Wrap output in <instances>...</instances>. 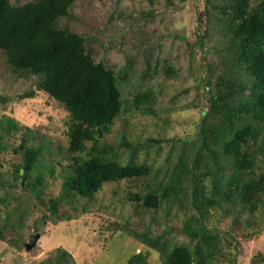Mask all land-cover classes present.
<instances>
[{
	"label": "rangeland",
	"instance_id": "obj_1",
	"mask_svg": "<svg viewBox=\"0 0 264 264\" xmlns=\"http://www.w3.org/2000/svg\"><path fill=\"white\" fill-rule=\"evenodd\" d=\"M258 2L249 0L248 8ZM224 3L226 0L73 2L71 17L62 23L87 39V51L114 71L121 91V111L104 140L118 144L125 138L131 146L120 149L123 161L132 157L128 147L137 145L134 158L150 166L148 176L105 183L92 199L62 188L71 163L63 157L68 146L67 110L37 89L33 75L10 68L0 52V117L9 115L23 125L35 126L34 140H43L40 146L47 147L52 159L44 155L42 163L54 168L50 174L42 165V173L33 169L38 176L31 175V182L36 185L37 177H43L39 199L35 198L36 186L31 187L36 190L20 187L27 185L20 180L17 185H9L7 180L0 183V199L13 202L8 208L14 207L3 213L0 204L4 236L0 264H163L165 255L178 246L189 248L191 264H264L257 258L258 253L264 255V180L254 187L249 183L259 176L264 179V122L257 123L255 136L248 141L254 161L249 170L244 167L245 172L222 147H210L211 142L200 135L207 103L206 69L218 59L216 45L223 38L216 22L224 18L219 12ZM205 20L209 21L207 31ZM29 91L31 96L19 97ZM141 92L148 93L152 101L138 108L134 95ZM21 131L2 138L9 148L0 150L1 173H15L13 164L20 159L10 146L19 143ZM211 150L216 152L214 161ZM177 159L184 161L186 170L178 166ZM160 181L168 187L165 200L158 208L141 206V213L133 214L129 193L144 195L151 189L154 193L152 185ZM243 188L255 198L254 209L239 202L236 190ZM51 198H56L55 212L49 207ZM17 201L22 205L17 206ZM178 203L195 214L204 210L201 221L215 233L211 240L198 243L183 232ZM20 214L24 218L16 231ZM122 221L127 230L115 224ZM133 230L138 237L130 233ZM139 231L159 237L157 251L141 241ZM12 240L17 243L13 245Z\"/></svg>",
	"mask_w": 264,
	"mask_h": 264
},
{
	"label": "trees",
	"instance_id": "obj_2",
	"mask_svg": "<svg viewBox=\"0 0 264 264\" xmlns=\"http://www.w3.org/2000/svg\"><path fill=\"white\" fill-rule=\"evenodd\" d=\"M74 1L28 0L20 3L18 0H0V52L4 54L10 68L33 75L37 89L67 110L70 118L66 130L68 146L63 157L66 156L71 163L67 166L68 178L63 180L62 188L92 199L93 195L103 189L105 183L148 176L150 166L134 158L137 145L128 147L132 157L123 161L124 155L120 149L131 146L125 138L118 144L104 140L105 133L121 111V91L114 71L103 62L95 61L87 51V39L62 23L63 19L71 17L70 8ZM248 3L249 0H226L221 6L222 10H218L224 15L223 19L216 22L223 40L216 45L217 61L206 69L208 71L204 88L207 103L200 128L201 138L211 142L210 147H222L224 154L235 158L241 172H245L244 167L249 170L253 166L254 157L248 149V141L255 136L257 123L264 122V0H259L252 8H248ZM229 14L230 17H225ZM208 26L209 21L205 20L206 31ZM31 94L32 91H29L19 97ZM148 96L146 92L136 93L135 106L139 105L138 108H141V104L150 105L152 99ZM147 110L151 112L152 109L148 107ZM20 130V138H17L19 143L10 146L20 160L13 164L15 173L4 174L0 171V183L4 185L7 180L9 185H17L20 180L23 184L27 183L20 187L36 190L31 188L36 186L35 198L39 199L38 186L43 184V177H37L36 185L31 182L34 180H30L31 175L38 176L33 174V169L42 173V165L48 167L46 172L50 174L54 168L42 163L44 155L50 161L52 159L46 152L47 147L40 146L43 140H34L37 128L23 125L12 116L1 115L0 150L9 148L8 142L2 139L3 136H15ZM211 152L214 161L216 152ZM177 164L183 170L187 169L182 159H177ZM263 180L259 176L257 181L249 183L254 187ZM152 187L155 189L154 193L150 192L152 189L143 193L144 195L129 193L127 200L133 204V214H140L141 206L158 208L168 196V187L163 181ZM236 195L242 206L255 208V198L247 193L246 188L241 192L236 190ZM35 202L31 205H36L37 201ZM179 203L177 209L183 215V232L198 243L211 240L215 233L209 227H204L201 221L204 210L198 209L195 214L179 206ZM0 204L3 205V213L14 209L8 208L13 202L4 203L2 198ZM20 205L22 204L17 201V206ZM56 205V198L49 199V207L53 212ZM18 217L16 231L20 230V223L24 218L22 214ZM41 219L46 218L44 216ZM115 224H122L124 229H128L126 221ZM130 233L135 237L139 236L135 230ZM125 234L128 233L125 231ZM139 234L146 246L158 250V236L151 238L142 231ZM17 237H20L18 232ZM2 238L4 236L0 231V239ZM12 241L13 245L17 243L16 240ZM25 250L29 251L27 248ZM257 256L264 261L262 253ZM252 261L254 263L255 259ZM192 262L193 256L189 248L178 246L165 255L162 263Z\"/></svg>",
	"mask_w": 264,
	"mask_h": 264
},
{
	"label": "water",
	"instance_id": "obj_3",
	"mask_svg": "<svg viewBox=\"0 0 264 264\" xmlns=\"http://www.w3.org/2000/svg\"><path fill=\"white\" fill-rule=\"evenodd\" d=\"M38 235H39L38 233L36 235H34L33 240L36 239L38 237ZM33 240H32V242H33ZM30 245H31V242H30V244L27 247L29 248Z\"/></svg>",
	"mask_w": 264,
	"mask_h": 264
}]
</instances>
